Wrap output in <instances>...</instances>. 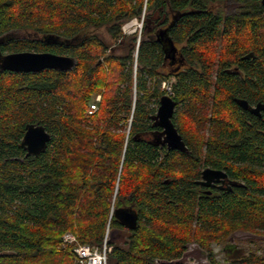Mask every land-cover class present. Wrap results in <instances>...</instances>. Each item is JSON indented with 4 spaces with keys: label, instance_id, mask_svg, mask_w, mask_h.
Returning a JSON list of instances; mask_svg holds the SVG:
<instances>
[{
    "label": "trees",
    "instance_id": "trees-1",
    "mask_svg": "<svg viewBox=\"0 0 264 264\" xmlns=\"http://www.w3.org/2000/svg\"><path fill=\"white\" fill-rule=\"evenodd\" d=\"M225 1L0 0V56L75 61L69 70L0 68V264H78L68 232L81 244L106 241L107 264H187L190 243L209 264H264L255 251L221 263L211 247L236 231L264 234V115L237 102L264 103V4L229 0L230 14ZM133 18L140 32L124 33ZM102 27L108 40L85 33ZM168 40L183 57L175 73L162 70ZM165 94L183 149L163 142L156 111ZM27 123L50 140L26 157ZM202 166L241 185L199 194ZM121 207L136 212L134 229L112 213Z\"/></svg>",
    "mask_w": 264,
    "mask_h": 264
},
{
    "label": "water",
    "instance_id": "water-1",
    "mask_svg": "<svg viewBox=\"0 0 264 264\" xmlns=\"http://www.w3.org/2000/svg\"><path fill=\"white\" fill-rule=\"evenodd\" d=\"M264 3V0H261ZM253 56V52H249L243 58ZM75 64L72 57L68 55L55 54L48 51H16L0 56V68L17 72H38L43 69L69 70ZM238 104L246 109L247 101L244 99L237 100ZM263 106L258 103L250 109L251 112L259 115V110ZM175 110V102L169 94L162 95L159 98V104L156 111V119L162 127L163 142L167 147L183 149L184 144L181 135L171 122ZM50 140V133L41 124L27 123L21 140V145L25 150V156L38 155L46 149ZM202 179L198 181L204 185H210L211 181H219L221 177H225L226 173L220 169H212L209 167L201 171ZM233 185H241L236 181H231ZM118 221H120L126 229H134L137 224V214L132 208L121 207L112 211Z\"/></svg>",
    "mask_w": 264,
    "mask_h": 264
},
{
    "label": "rangeland",
    "instance_id": "rangeland-1",
    "mask_svg": "<svg viewBox=\"0 0 264 264\" xmlns=\"http://www.w3.org/2000/svg\"><path fill=\"white\" fill-rule=\"evenodd\" d=\"M232 6H234L233 2L229 0L225 1L224 8L226 10H229V8ZM142 18L141 20L137 18H133L127 21L126 23H124L122 25L123 32L126 34L134 33V32L139 33L143 26ZM85 33L86 35L98 34L106 40L109 39V36L105 28L103 27L102 28H90ZM172 82H173V78H169L168 82H165L164 87L163 86L162 87L170 90V85ZM68 234L70 236L73 235L72 233H69V232ZM69 241H70L69 243H75V246L78 243L76 238L75 240H72L71 238ZM211 247L213 249L216 259L220 261L221 263H227V257L229 255H233L235 250L240 251L238 252L239 254L243 252L248 253L250 251H255L257 253L264 255V234H254L249 231H236L225 242L220 243V244L213 242L211 244ZM184 261L187 264H209L206 254L200 248H198V246H196L195 243H190L187 245L186 254L184 256Z\"/></svg>",
    "mask_w": 264,
    "mask_h": 264
},
{
    "label": "flooded vegetation",
    "instance_id": "flooded-vegetation-1",
    "mask_svg": "<svg viewBox=\"0 0 264 264\" xmlns=\"http://www.w3.org/2000/svg\"><path fill=\"white\" fill-rule=\"evenodd\" d=\"M261 3H262V1H261ZM262 4H264V3H262ZM225 12L231 14V13L236 12V10H235V7L232 6V7L229 8V10L225 9ZM171 21H172V19L170 20V22ZM160 22H162V20ZM162 26L160 28V25H159V22H158V26L156 27V30L154 31V35L156 36V38H157V40L159 42H161L160 35H161V33L163 34V32H164V31H162V29H164V27H165V26L164 27H162ZM167 46H168V53H167L166 61L162 64V68L163 69L162 68H160V69L168 71L170 67H173V73H175L181 67L184 66L183 65V57L181 56V54L178 51L179 45L175 44L174 42H170L168 40ZM258 103L259 102H256L254 104H249L247 102L248 107L246 109L249 112H251L250 109L252 107H255ZM260 104L263 106V108H261L259 110V115L251 112L252 114H254V115L258 116V117L264 115V103H260ZM206 167L212 168L210 166H202L201 169L199 170V177L194 180V182H195V184L197 186V190H198L199 194L203 193V194H206V195H211V194H215V193H219V192H223V191H231L234 187L240 186V185H233L232 182H231V181H236L237 184H238V183L241 182L240 180L229 176L222 169H220V170L224 171L226 173V176L225 177H221L219 179V181H211L210 185H204V184L199 183L198 181H200L202 179L201 171L204 168H206ZM212 169H217V168H212ZM235 252H237V251L235 250L234 253ZM227 255H229V254H227Z\"/></svg>",
    "mask_w": 264,
    "mask_h": 264
},
{
    "label": "built area",
    "instance_id": "built-area-1",
    "mask_svg": "<svg viewBox=\"0 0 264 264\" xmlns=\"http://www.w3.org/2000/svg\"><path fill=\"white\" fill-rule=\"evenodd\" d=\"M165 82H162V86L164 87ZM101 100V94H95L91 97L89 102L88 113H92L98 109L99 102ZM75 240L73 235H69L65 233L63 235V242L69 243L70 239ZM110 247H107L106 241L103 242L101 248L91 246L88 244H80L77 243L74 246V252L76 256V260L78 264H107V252H109Z\"/></svg>",
    "mask_w": 264,
    "mask_h": 264
}]
</instances>
